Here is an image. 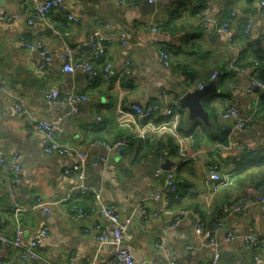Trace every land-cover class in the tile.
Returning <instances> with one entry per match:
<instances>
[{"label": "crops", "instance_id": "crops-1", "mask_svg": "<svg viewBox=\"0 0 264 264\" xmlns=\"http://www.w3.org/2000/svg\"><path fill=\"white\" fill-rule=\"evenodd\" d=\"M65 1L68 11L79 19L77 23L51 10L44 20L28 24L32 0L24 9L20 0H0V11L21 15L14 22H0V147L8 156L14 151L23 156L15 197L28 208L18 217L12 213L0 169V234L13 238L19 221L22 244L27 245L35 231L46 227L48 235L34 264H103L114 252L113 245L99 242L95 231L84 230L94 222L101 223L93 195L67 197L76 179L65 175L64 169L76 161L75 155L43 152V134L32 129L14 109V96L22 94L33 108L34 119L52 123L62 142L75 151L86 152V184L100 187L102 199L121 216L130 218L123 245L139 264H264V244L255 247L244 239L248 233L264 238L263 203L233 212L218 228L214 227L223 206L264 194V163L250 165L262 155L264 135V122L256 119L263 93L250 83L251 64L258 47H264L257 0H156L158 5L152 12L142 7L148 5L147 0H139L136 6L118 4L116 0ZM202 10L227 20L228 32L201 28L196 13ZM96 19L108 24L102 26L103 34L115 38L109 42L103 59L94 62L97 74L64 72L62 40L71 46L75 59H89L94 52L90 37ZM141 23L147 27H140ZM151 26L160 27L164 34ZM58 31L62 32L60 36ZM121 35L123 41L116 39ZM22 38L40 40L48 48L50 62L45 68H39V50L27 48ZM160 50L169 54L168 66L160 59ZM234 57L242 71L230 68ZM126 60L132 62L131 73L122 79L119 94L113 78ZM107 61L112 63L109 77L103 74ZM214 71H218V77L210 81ZM202 81L215 83L204 101L208 124L200 118L190 119L188 109L179 104V97ZM52 89L75 90L85 96L78 104L79 112H71L67 104L47 103L44 96ZM156 100L171 106L167 118L171 126L183 136L192 135L185 141L184 158L177 159L172 153L176 144L171 136L159 134L142 139L130 120L115 110L120 104L131 112V103L145 106ZM227 106L235 107L242 115L252 114L251 126L236 129L231 121L222 119L220 113ZM123 136L130 143L119 153L92 145L97 140L113 142ZM166 161L175 171L178 198L156 214L161 201L146 202V198L162 190L165 174L156 176L154 170L159 165L165 169ZM211 164L221 176L216 190L205 181ZM36 198L52 203L51 212L31 208ZM74 203L86 207L90 213L87 220L74 214ZM141 203L145 204L146 218L137 211ZM184 209L200 213L216 246L202 244L194 232L191 215L172 226L174 216ZM228 232L232 233L229 240ZM3 260L27 264L9 244L0 243Z\"/></svg>", "mask_w": 264, "mask_h": 264}, {"label": "built area", "instance_id": "built-area-1", "mask_svg": "<svg viewBox=\"0 0 264 264\" xmlns=\"http://www.w3.org/2000/svg\"><path fill=\"white\" fill-rule=\"evenodd\" d=\"M21 8H25V4L28 0H20ZM33 1V13L28 15L26 22L32 24L36 21H42L46 18L47 14L51 10H57L64 18L67 20L77 23L79 19L71 14L67 9V4L65 0H45L42 3H38L37 0ZM139 0H116L118 4H126L129 6H136ZM148 2H155L156 0H147ZM258 6V18L262 28L264 29V0H257ZM232 15H235L232 12ZM20 12H15L12 14H7L0 11V22H14L20 18ZM196 18L201 28L204 30H210L211 28L219 33L228 32L229 22L227 20H219L216 15L210 14L205 10L198 11L196 13ZM250 20H248V25ZM108 26L107 23H103L99 19L95 20V29L90 37V44L94 47V52L89 59H75L74 52L71 46L65 40H62V70L64 72H89L92 75H96L97 71L94 66V62L98 61L103 57L109 42L115 38L112 35H105L102 32V26ZM140 27L146 28L147 25L140 24ZM210 28V29H209ZM151 29L164 34L163 29L160 27L151 26ZM62 32L58 31L60 36ZM264 34V32H263ZM118 40L123 41V36H117ZM24 45L29 49H38L40 54L39 68H45L50 62V54L48 48L40 40L29 42L22 38ZM160 59L165 66L169 65V54L164 50H160ZM130 60H126L118 70L113 78L114 86L118 90L119 94L122 87V79L128 78L131 73ZM230 68L242 71V68L237 66V58L234 57L230 61ZM112 63L107 61L103 67V74L109 77L111 72ZM251 74L250 83L252 86L258 87L262 92H264V80L259 77V64L255 60L251 64ZM218 77V71H214L210 77V81L215 80ZM209 81L199 82L195 88L201 89ZM45 101L49 104L59 105L67 104L70 106L71 112H79V103L85 100V96L75 90H66L59 92L56 89H52L45 94ZM163 97L166 94L163 93ZM14 109L17 113L21 114L29 123L31 128L38 130L43 134L42 145L43 152L45 154H53L66 156L74 154L76 161L70 166L64 169V174L76 179V184L71 188L70 192L67 194L68 198H71L74 194H92L95 210L101 218L100 222H94L92 227H86L84 230L88 232L93 230L96 232V237L100 243L111 244L114 247L113 254L106 260L103 264H139L135 259L131 251L123 245V238L126 229L130 223V218L121 216L114 208L106 203L102 199V190L100 187H93L86 184V167H87V154L84 151L73 150L66 142L60 140V133L57 131L55 126L41 119L33 118V108L26 104L25 97L22 94H17L13 99ZM131 112L124 109L117 104L116 113L125 119L130 120L131 124L136 129L137 136L142 139H150L151 136H156L159 134H168L174 140L176 148L172 153L177 159L184 158L186 156V151L184 148L186 139L190 140L192 135L183 136L180 134L173 126L170 125L167 118L171 115L172 109L169 103L166 104L162 101H152L145 106H140L137 103L130 104ZM136 114V117L134 116ZM220 116L224 120L231 121L232 127L236 129H247L251 126L253 122V115L247 114L242 115L233 106H227L224 108ZM101 117L98 116V120ZM153 119L160 120L159 122L153 121ZM129 139L127 137H121L113 142H106L103 140H97L92 142V145H99L106 149L108 152H121L128 144ZM262 146L264 147V135L262 137ZM217 148H221L220 144H216ZM243 147L246 149L245 145ZM248 149V148H247ZM0 169L3 172L4 179L3 183L7 188V194L11 201V211L18 217L20 213L28 210L27 207L21 205L15 197V191L17 186L21 181V173L23 169V156L20 152L14 151L11 155H6L3 149L0 147ZM165 174V183L161 191L153 192L146 198L147 201H161L158 206L157 211L154 213L161 212L165 207L169 206L172 199L178 198V187L176 183L175 171L173 168L163 169L160 165L154 170V175ZM206 183L212 185V188L216 190L221 182V176L216 169L215 164L208 166V175L206 176ZM252 190V188H250ZM264 204V194L254 196L253 198H243L241 200L233 201L230 204L223 206L221 214L218 215L217 220L214 224L215 228H218L229 216V214L236 212L238 210L244 209L246 207L255 206L256 204ZM47 201L41 198H36L31 208H36L42 210L44 213L51 212V205ZM71 210L74 214L84 220L90 217L89 211L83 206L73 204ZM137 211L140 213L141 217L146 218L147 212L145 204L141 203L137 206ZM185 215H191L194 219V232L200 237L202 244L209 246H216L214 236L211 234L210 230L204 228L201 215L198 211L191 210H181L177 212L174 216V221L172 226H177L181 218ZM105 221V224L102 223ZM22 234L23 229L19 221L14 228L13 238L8 239L6 236L0 234V243L9 244L15 249L18 257L25 260L27 264H34L35 260L40 257L39 250L41 248L43 239L48 235L46 227H42L35 231L30 238L28 244H22ZM232 233L228 232L227 239H231ZM246 242H249L252 246L260 247L264 244L263 237H256L252 233H248L244 237ZM189 246L188 249H192ZM0 264H8L7 261H0ZM170 264H182L179 261H171Z\"/></svg>", "mask_w": 264, "mask_h": 264}, {"label": "water", "instance_id": "water-1", "mask_svg": "<svg viewBox=\"0 0 264 264\" xmlns=\"http://www.w3.org/2000/svg\"><path fill=\"white\" fill-rule=\"evenodd\" d=\"M144 4L142 7L146 10L148 9V12L154 11L155 7L158 5L157 2H148V5ZM214 88L215 83L210 82L201 89L195 88L193 90H187L179 97V104L181 107L188 109L190 119L200 118L203 122L208 124V112L204 108V101L208 99ZM170 166L171 162L166 161L163 167L169 169Z\"/></svg>", "mask_w": 264, "mask_h": 264}, {"label": "trees", "instance_id": "trees-1", "mask_svg": "<svg viewBox=\"0 0 264 264\" xmlns=\"http://www.w3.org/2000/svg\"><path fill=\"white\" fill-rule=\"evenodd\" d=\"M262 38H263L262 40L264 43V34H263ZM256 53H257V56H256L255 60L259 64V77H260V79L264 80V47H263V49L261 48V46L258 47V50ZM102 59H103V57L100 58L99 60H102ZM262 93L263 94L260 96V100H259V104H258V108H257V112H256V119L264 122V92H262ZM225 132H226V130L223 131L224 135H225ZM158 144H159V142H158ZM261 153H262V155L258 159L254 160V163H251L250 165H260V164L264 163V147H262ZM74 204L78 205L77 203H74ZM84 208H86V207H84Z\"/></svg>", "mask_w": 264, "mask_h": 264}]
</instances>
